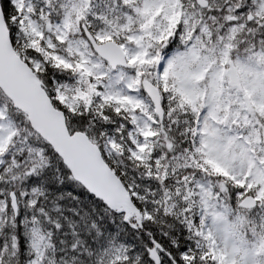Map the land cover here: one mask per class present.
<instances>
[{"label":"snow or ice","instance_id":"obj_1","mask_svg":"<svg viewBox=\"0 0 264 264\" xmlns=\"http://www.w3.org/2000/svg\"><path fill=\"white\" fill-rule=\"evenodd\" d=\"M0 264H264V0H0Z\"/></svg>","mask_w":264,"mask_h":264}]
</instances>
